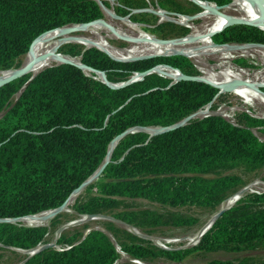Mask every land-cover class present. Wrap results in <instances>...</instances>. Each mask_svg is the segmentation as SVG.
Wrapping results in <instances>:
<instances>
[{
  "label": "trees",
  "instance_id": "trees-1",
  "mask_svg": "<svg viewBox=\"0 0 264 264\" xmlns=\"http://www.w3.org/2000/svg\"><path fill=\"white\" fill-rule=\"evenodd\" d=\"M115 1V13L125 15L127 11L121 7L124 0ZM157 2L164 8V2L171 0ZM103 17L96 0H0V71L21 66L30 44L42 33ZM164 24L168 31L176 28L172 23ZM183 34L181 31L176 36ZM210 40L218 46H264V30L233 24L212 34ZM59 52L80 57L83 64L103 71L113 83L156 65L197 74L188 58L179 54L116 61L96 47L71 44L61 46ZM31 75L0 87V219H23L60 206L95 173L117 135L135 127L171 125L221 97L206 83L177 80L169 84L170 78L156 73L117 88L67 63L46 66L29 80ZM253 126H264V120L241 112L233 124L209 114L151 136L144 131L127 132L116 141L99 178L89 184L95 191L75 209L81 214L110 213L108 209L116 206L118 198L213 209L243 184L237 175L222 171L236 167L251 170L264 164V138L259 140L251 132ZM113 216L138 228L159 223V215L149 210ZM192 222L181 217L171 221L176 225ZM104 227L116 238L119 250L138 261L120 264H152L156 257L178 263L195 251H237L257 243L264 245V191L242 194L189 248L162 250L118 230L109 221ZM47 231L43 225L0 222V245L33 249L42 244ZM57 241L67 246L46 247L22 264H116L119 258L115 243L101 229L76 230ZM200 264L232 263L211 259Z\"/></svg>",
  "mask_w": 264,
  "mask_h": 264
},
{
  "label": "rangeland",
  "instance_id": "rangeland-1",
  "mask_svg": "<svg viewBox=\"0 0 264 264\" xmlns=\"http://www.w3.org/2000/svg\"><path fill=\"white\" fill-rule=\"evenodd\" d=\"M100 3L102 0H96ZM109 3V7H106L103 2L101 3L105 8L111 10V13L115 17L125 18L128 17V21L132 24H136L137 32L130 28L126 23L123 21L113 19L105 14L104 10V21L109 25L108 28H100L94 31L91 30H81L75 31L74 33L71 32L73 38L69 39L68 41L64 42L62 45L71 44V45H78L81 47H94L93 45H84L82 42L78 41L81 39H92L97 40L99 38L107 40L108 43L116 47L119 50V53L122 55L127 53V51H131L129 56L127 57H135V56H143V55H163L169 56V54H161L156 53L152 50L151 46L147 44L145 41H138L140 35H147L151 38L156 40H165V41H177L184 39L186 36L195 35L199 33L200 30H203L212 19V15H204L198 16L199 13L202 14L203 8L202 6H198L190 0H171V2L166 3L164 2V8H161L158 5L157 0H124V5L121 4L123 10H126L127 13L125 15H117L115 13V8L117 2L115 0H105ZM231 1V0H228ZM227 1V2H228ZM234 3V2H233ZM229 4V3H228ZM226 3L219 5L213 4L217 6L219 9L226 8L228 6ZM161 9L164 14L168 17V20L165 21L159 15L153 13L156 9ZM228 14L236 15L238 14L237 11L233 10L232 8L224 9ZM255 11L258 14L264 15V12L259 8H255ZM140 13H145L141 15ZM134 16L140 18L138 21H132L129 16ZM184 16L187 18V21H181V17ZM188 18H191L188 20ZM197 18V20H196ZM169 22L176 26L174 31H168L167 27L164 23ZM236 25H247L253 26L258 28V26L248 25V24H236ZM114 26V27H113ZM112 28V29H110ZM113 29H117L120 33L125 35L124 37H128L123 39V37H118L113 33ZM259 29V28H258ZM183 31L184 34L180 36H176V33ZM89 33V34H88ZM92 35V37H91ZM106 37V38H105ZM108 37V38H107ZM78 39V40H77ZM135 39V40H134ZM210 40V39H209ZM138 41V42H136ZM212 44L211 41H209ZM197 43L195 46H198ZM239 44V43H233ZM246 44V43H242ZM259 44V43H256ZM61 45V46H62ZM200 45V44H199ZM60 46V47H61ZM59 47V48H60ZM183 48L194 47L192 46H182ZM212 47V46H211ZM58 48V52H59ZM150 49V50H149ZM262 50H258V52L248 51V52H240L236 51H229L228 58H222L220 53L216 52H197L195 57H188V60L191 63L192 68L196 71L197 76H212L215 78L217 73H225L226 69H233L236 70L238 73H243V78H251L258 69H256V64L260 63L259 59L264 60ZM61 53V52H59ZM62 55H67L63 54ZM262 54L263 56H259ZM25 55L21 64H23L27 58ZM170 55H173L170 53ZM70 56V55H67ZM201 56V57H200ZM250 56V58H249ZM71 57V56H70ZM25 60V61H24ZM226 62L223 66H219L221 62ZM231 61V62H230ZM54 63V62H53ZM255 65V67L253 66ZM248 74V75H247ZM261 76H264V72L261 73ZM165 77V76H163ZM219 77V75H218ZM261 87L259 89L264 93V80L260 82ZM218 90V89H217ZM218 95L221 97L213 99L208 105L205 113L200 115L192 116L190 119L201 118L205 115L209 114H216L226 121L233 122L236 115L241 112L246 113L252 118L257 120H264V105L257 101H249L245 102L242 98L234 94L233 92L223 91L218 92ZM257 105V106H256ZM204 106L197 109L203 110ZM196 110V111H197ZM195 112V111H194ZM193 112V113H194ZM251 132L259 139L262 140L264 138V126H253L250 128ZM222 174H234L237 175L242 181L243 184L239 188H245L244 191L240 194V196L246 192H263L264 191V164L257 167L256 169H246L242 167H236L227 169L221 172ZM101 175V174H100ZM99 178V176H98ZM96 178L95 180H97ZM94 180V181H95ZM91 181L89 184H91ZM89 184L83 187L75 196L74 199L67 202L66 207L64 210L56 214L55 216L48 219L46 222L42 223H35L29 224L22 220L17 222L23 225H43L48 228L47 233L45 234L44 241L42 245L51 244L52 248H62L66 247L67 245H62L58 243V239L61 235L70 236L76 230L81 232H87L90 228L98 227V229H105V224L107 221L113 223L115 227L120 231H126L131 235H134L130 229H135L138 233L146 236V238L141 239L148 240L152 245L156 246L162 250H174L176 248H189L197 243V241L193 242L191 239L195 236L198 229L209 219V217L218 210L221 206L222 201H224L227 197L232 196L230 194L226 198H224L215 208H203L193 205H184L178 207H170L166 205H161L156 202L148 201L145 199H125V198H118V203L116 206L108 209L110 213H104L105 218H97V219H86L85 217L89 214H81L76 211L75 207L87 200L92 193L95 191L94 188L89 187ZM238 189V190H239ZM236 190V191H238ZM235 191V192H236ZM235 194V193H234ZM239 196V197H240ZM238 197V198H239ZM237 198V199H238ZM236 199V200H237ZM235 200V201H236ZM235 201L227 206H231L235 203ZM226 207V206H225ZM138 210H149L159 215V223L154 224L153 226H143L142 228H138L131 224H127L122 220L116 219L113 214H120L127 216L128 213L136 214ZM84 217V218H83ZM181 217V218H189L193 222L187 225H176L171 223L173 218ZM83 218V219H82ZM111 218V219H107ZM143 222V221H142ZM50 223V224H49ZM60 232H58V230ZM106 230V229H105ZM113 242L116 245V250L119 254V258L116 264H120L124 261H129L128 258L124 253H122L116 241V238L113 234L106 230ZM122 238L126 236L123 233L119 232ZM194 234V235H193ZM161 243V244H160ZM29 253H26V250L17 249L13 247H6L0 245V264H20L26 257H28ZM217 259L222 261H229L232 264H264V245L261 244H253L251 247L241 248L237 251L228 250V249H217L213 251H195L191 252L186 255L182 261L180 262H172L170 260L165 259L164 257H156L151 260L152 264H200L207 260ZM120 260V261H119Z\"/></svg>",
  "mask_w": 264,
  "mask_h": 264
},
{
  "label": "bare ground",
  "instance_id": "bare-ground-1",
  "mask_svg": "<svg viewBox=\"0 0 264 264\" xmlns=\"http://www.w3.org/2000/svg\"><path fill=\"white\" fill-rule=\"evenodd\" d=\"M108 1H110V0H108ZM196 1L203 8L202 14L199 13L198 16L212 15L211 22L206 27H204L203 30H200L199 33H197L195 35L190 34L189 36H186L184 39H181V40L167 41L164 43L157 42L156 40H154L153 38H151L147 35L139 34L140 37H139L138 41H145L147 44H149L151 46L152 50L156 53H161V54H165V55L169 54L170 55V53H173V52H181V53L185 54L186 56H188L189 58L195 57L197 52H200V51L206 52V53H208V52L209 53L210 52L220 53L222 55V58H228L229 57V55H228L229 51L238 50V51L244 52V53L248 52L249 49L256 50L257 52H258V50L264 51L263 45L226 44V45H219L218 46V45H212L209 43V41H211L209 39L212 35V32L221 28L227 22L228 18H242L246 21L254 22L258 26L259 29L264 30V15L262 16V14H258L255 11V8H257V9L259 8L260 10H262L264 12V0H234V3L228 5L226 8H232L233 10L237 11L238 14H236V15L235 14L231 15L232 12H231V14H228L226 11H224V9H226V8L219 9L213 4L202 3V2H199L198 0H196ZM102 7H103L105 14H107L109 17L123 21L130 28H132L133 30H135L137 32V26L138 25L130 23L127 19L128 17H126V18L115 17L111 13V10H108L103 5H102ZM153 13L162 17L163 19H165V21L168 20V17L159 8L156 9L155 11H153ZM190 19L191 18H188V20H190ZM185 20L187 21V18L182 16L181 21L183 22ZM196 20H197V18H196ZM75 28L77 29L76 31H81V30L94 31V30H97L100 28H108V27L102 21H95V22H93L87 26H79L78 25V26H75ZM110 29H112V28H110ZM112 31L118 37H123V39L128 38V37H124L125 35L120 33L117 29H113ZM72 33H74V32H72ZM69 35H71V33L67 32L63 28H59L57 30L48 32V33L44 34L43 36L39 37L38 39H36L33 42L32 46L30 48V51L27 55V58H25L26 61L24 60L25 63L32 60L33 57L39 56V55L44 54V53H56L58 51V48L64 42L73 38L72 36H69ZM91 37H92V35H91ZM126 40H128V39H126ZM78 41L82 42L84 45H95V46L101 48L102 50L106 51L107 53H109L111 56H113L115 58H131V57H127L130 55V53H132L131 51H127V53H124L122 55L121 53H119V50H117L116 47H114L113 45L108 43L107 40L105 41L104 39H101V38H99L97 40L81 39ZM138 41H136V42H138ZM197 43H199L200 45L198 44V46H195ZM185 45H188V46L194 45V47L183 48L182 46H185ZM62 46H64V45H62ZM263 55H264V52H263ZM263 55L260 54L259 56H263ZM249 58H250V56H249ZM72 59L77 63L80 62V57H78V56L72 57ZM259 60H260V63L256 64V67H257L256 69H258V71H256V73L253 76H251V78H247V77L243 78L242 72L238 73V72H236V70L229 69V68H228V70L226 69L225 73H222V74L217 73L215 75V78L212 76H206L203 78L207 79L209 82H211L215 85H218V86L232 82L234 80H240L242 82V84L236 85L235 87H233L231 92H233L234 94H236L237 96L242 98L245 102L255 100V101L260 102L261 104L264 105V93L259 89V87H261L260 82L264 80V76H261V73L264 72V60H262V59H259ZM53 62H55V59L52 58L51 56L44 59V60H40V61L36 62L30 68L28 74H34L37 71H39L40 69L52 64ZM225 63L226 62L222 61L219 66H223ZM253 66L255 67V65H253ZM159 71L163 72L164 74L170 75L171 77H175L177 75L176 71L170 70L164 66L159 67ZM85 72L86 73H94L98 79H101V74L99 72L95 73V72H91V71L86 70V69H85ZM4 73H5V71L0 72V76L3 75ZM218 75H219V77H218ZM205 107H207V106H204V108ZM205 112L206 111L198 110V112L193 113V116L200 115V114H203ZM97 172H98V169L95 171L94 174H92L90 176L91 181H94L96 179L95 176H96ZM76 195H77V193L71 194L68 201L74 199ZM239 196H240V193L236 192L232 196L225 199L221 203V206L219 208L221 209L227 205L232 204ZM65 207H66V205H65ZM65 207L62 210H64ZM53 215H54L53 212L47 211V212L39 213V214L34 215V216L31 215V217L27 216V218L23 217V219L22 218H20V219L26 223H29V224H35V223H37V224L42 223L43 224L48 219L53 217ZM214 215H215V213H213L209 217V219L198 229V231L196 232L195 236L191 239V241H193V242L197 241V239L199 238L201 233L210 224ZM99 217H100L99 215H95V216H86L85 218L86 219H97ZM130 230L132 231V233L134 235L144 237V235L136 232V230H134L132 228ZM38 246H40V245H38ZM30 252H32V251L31 250L26 251V253H30Z\"/></svg>",
  "mask_w": 264,
  "mask_h": 264
},
{
  "label": "water",
  "instance_id": "water-1",
  "mask_svg": "<svg viewBox=\"0 0 264 264\" xmlns=\"http://www.w3.org/2000/svg\"><path fill=\"white\" fill-rule=\"evenodd\" d=\"M192 1L193 3H195L196 5H198L200 7V5L198 4V2L196 0H190ZM99 3V5L102 7V4L97 1ZM103 9V7H102ZM126 18V16H125ZM95 21H102L103 23H105L107 26H109L103 19H96V20H93V21H90V22H86V23H81V24H76V25H67V26H63V27H58V28H63L65 29L67 32L71 33V32H75L77 29L75 28V26H87ZM233 24H248V25H254V26H257L254 22H249V21H246L242 18H228L227 19V22L221 27L219 28L218 30L212 32V34H214L215 32H218L219 30H221L223 27L225 26H229V25H233ZM56 29V28H55ZM53 30V29H52ZM50 31V30H49ZM47 32V31H46ZM45 33V32H44ZM44 33H42L41 35H43ZM41 35H39L37 38H35L32 43L30 44L29 46V49H28V52L26 54L29 53L30 51V48L33 44V42L38 39ZM154 39V38H153ZM156 40V39H154ZM157 42H161V43H164V42H167L165 40H156ZM173 41V40H171ZM212 45H216L214 43H212ZM92 46V45H91ZM94 47L98 48L99 50H102L101 48L93 45ZM87 47H90V46H87ZM86 47V48H87ZM103 52H105L107 55H109L112 59L116 60V61H130V60H136V59H140V58H145V57H150L152 56V54H148V55H143V56H135V57H131V58H115L113 56H111L109 53H107L106 51L102 50ZM171 54H179V55H183V56H186L185 54L181 53V52H173ZM52 57L55 59V62L52 63V64H60V63H67V64H72V65H75L77 67H79L80 69H82V71L85 73V74H89L90 73H86L85 72V69L86 70H89L91 72H99L101 74V80L103 83L107 84L108 86H110L111 88H117V87H121L123 85H126L134 80H139L141 79L144 75L148 74V73H156L158 75H161V76H165L167 78H170L171 81L169 84H171L172 82H175L177 80H189V81H199V82H203V83H206L210 86H213L215 87L216 89H218V92H223V91H230L233 89V87H235L236 85H240L242 84V82L240 80H234L232 82H229V83H226V84H222L220 86L218 85H215L211 82H209L207 79L203 78L202 76H197V75H187V74H182L179 70L175 69V68H172L170 66H166V65H156L148 70H144V71H141V72H136L134 73L128 80L126 81H123V82H118V83H113V82H110L107 80L106 78V75L103 71H100V70H96L94 68H91L85 64H83L81 61L79 63L75 62L72 57L70 56H67V55H62L61 53H59L58 51L56 53H44V54H41L39 56H36V57H33L32 60L28 61V62H24L21 66L17 67V68H14V69H8V70H4L5 73L3 75L0 76V87L3 86L4 84H7L9 82H11L12 80H15L21 76H24L26 74H28L30 68L38 61L40 60H44L48 57ZM51 65V64H50ZM49 66V65H48ZM161 66H164L170 70H173V71H176L177 72V75L175 77H171L170 75H167V74H164L163 72H160L159 71V67ZM41 70V69H40ZM39 70V71H40ZM37 71V72H39ZM0 72H3V71H0ZM36 72V73H37ZM32 74L30 79L31 80L33 78V76L36 74ZM94 78H97L96 76H94ZM211 102V101H210ZM209 102V103H210ZM208 103V104H209ZM206 104V105H208ZM193 116V113L185 116L184 118H182L181 120L171 124V125H168V126H154V127H135V128H131V129H127L125 131H123L122 133H120L119 135H117L114 139L111 140L110 144H109V150L107 152V155L104 159V161L101 163V165L98 167V172L96 174V178H98V176L102 173L104 167L106 166V164L108 163L109 161V158H110V155H111V152H112V149L113 147L115 146L116 144V141L121 137L123 136L125 133L127 132H133V131H144L146 132L149 136L151 135H154V134H158V133H162V132H165V131H169V130H172L176 127H179L181 125H183L185 122H187L188 120H190V118ZM111 146V147H110ZM91 176V175H90ZM90 176L84 180L77 188H75L71 194L73 193H78L83 187H85L86 185H88L90 182H91V179H90ZM244 187L239 189L238 191H236L237 193H242L244 191ZM70 194V195H71ZM69 195V197H70ZM69 197L58 207L56 208H53V209H50V210H47V211H51L53 212V216H55L56 214H58L59 212L62 211V209L65 207V205L67 204V201L69 199ZM228 207L230 206H226V207H223V208H219L216 212H215V215L213 216L210 224L208 225V227L201 233V235L209 228V226L211 225V223L213 222V220L222 212L224 211L225 209H227ZM34 215V214H32ZM95 215H99L100 217L99 218H105L104 215H101V214H89L88 216H95ZM29 216V215H27ZM25 217V216H24ZM20 218L22 217H19V218H12V219H9V218H1L0 219V222H17L20 220ZM107 219H111V218H107ZM62 228H60L58 230V232H60ZM90 229H98V227H95V228H90ZM90 229H88L87 231H89ZM103 232H105L108 236H110V234L105 230V229H101ZM135 230V229H134ZM131 231V230H130ZM132 232V231H131ZM137 232V231H136ZM201 235L199 236V238L201 237ZM138 236V235H137ZM141 238H146V237H142V236H139ZM111 238V236H110ZM198 238V239H199ZM112 239V238H111ZM197 239V240H198ZM52 245L51 244H45V245H40V246H36L35 248L33 249H29L31 250L32 252L29 253L28 257H30L31 255L35 254L36 252L46 248V247H51ZM28 251V250H26ZM117 251V250H116ZM27 257V258H28ZM25 261V260H24ZM24 261H22L20 264H22ZM130 261H133V262H138L137 260H130Z\"/></svg>",
  "mask_w": 264,
  "mask_h": 264
},
{
  "label": "built area",
  "instance_id": "built-area-1",
  "mask_svg": "<svg viewBox=\"0 0 264 264\" xmlns=\"http://www.w3.org/2000/svg\"><path fill=\"white\" fill-rule=\"evenodd\" d=\"M229 122V121H228ZM230 124H233V122H229ZM176 249H179V248H176Z\"/></svg>",
  "mask_w": 264,
  "mask_h": 264
}]
</instances>
